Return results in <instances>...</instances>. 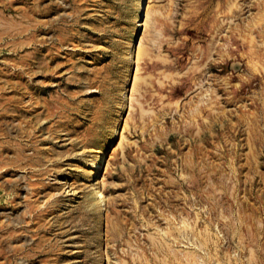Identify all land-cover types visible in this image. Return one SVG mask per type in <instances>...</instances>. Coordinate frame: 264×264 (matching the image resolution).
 Listing matches in <instances>:
<instances>
[{
  "label": "rangeland",
  "instance_id": "rangeland-1",
  "mask_svg": "<svg viewBox=\"0 0 264 264\" xmlns=\"http://www.w3.org/2000/svg\"><path fill=\"white\" fill-rule=\"evenodd\" d=\"M220 263L264 264V0H0V264Z\"/></svg>",
  "mask_w": 264,
  "mask_h": 264
},
{
  "label": "bare ground",
  "instance_id": "bare-ground-1",
  "mask_svg": "<svg viewBox=\"0 0 264 264\" xmlns=\"http://www.w3.org/2000/svg\"><path fill=\"white\" fill-rule=\"evenodd\" d=\"M143 2V0H139V9H140V5L141 3ZM149 10V9H148ZM148 10H147V15H146V20L144 22V24H141L140 26H143L145 27V32L147 30V28L149 27L150 25V13H148ZM140 12V10H139ZM140 14H136L135 18H134V22L136 23L137 25V21L138 20V17H139ZM246 28L248 27H243L242 30H246ZM132 38L133 35H132ZM131 45H132V39L127 43V49L129 50L131 48ZM131 52V53H130ZM129 54H127L124 58H126V62H128L130 59L132 60V56L131 54L133 53L132 51H129L128 52ZM150 54V50L148 48H145L144 47V44L143 43H140L139 46L136 48L135 50V53H134V64L136 66V69H135V76H134V81H133V85L131 87V89L129 90L130 91V97H129V101L131 102V105L132 103L134 102V98H133V95L134 93L137 91V89L139 90L144 84L148 83L147 82V79L146 77L145 78H140L139 77V73H140V65H141V61L144 60L145 58H147ZM132 82V81H131ZM124 98V97H123ZM124 106H122L121 109H123ZM129 109V108H128ZM132 109V108H131ZM152 112V111H151ZM128 126H124L123 127V131L127 130ZM122 131V141L125 140V137L123 139V134L124 132ZM121 139V138H120ZM110 143V141H108L107 145L106 146H103V147H96L95 149H93L94 153L96 154H104V152L106 151V149L108 148V144ZM101 164V155H98L96 157V159L94 160L93 162V165H92V168L90 170H88V174L91 176V177H94L96 178V181H97V177L99 175V172L102 168V165ZM91 165V164H90ZM87 169V168H86ZM94 186V189H93V194H92V206H93V221H97V219L99 218V214L101 212V209L102 207L104 206V194L102 192V183L100 181H97L95 184H93ZM104 209V208H103ZM185 222V221H184ZM187 230V229H186ZM186 236V235H185ZM194 241V240H193ZM166 245V244H165ZM185 257L188 259L190 257H193V255H188L186 254ZM191 259V258H190ZM221 264V263H220Z\"/></svg>",
  "mask_w": 264,
  "mask_h": 264
}]
</instances>
